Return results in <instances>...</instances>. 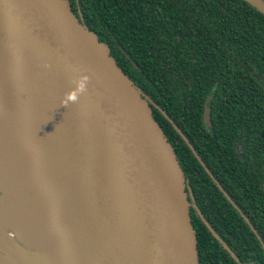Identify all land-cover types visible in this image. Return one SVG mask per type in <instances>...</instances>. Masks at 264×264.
<instances>
[{"label":"water","instance_id":"obj_1","mask_svg":"<svg viewBox=\"0 0 264 264\" xmlns=\"http://www.w3.org/2000/svg\"><path fill=\"white\" fill-rule=\"evenodd\" d=\"M245 1L264 14V0ZM150 104L264 249L185 134L123 70L80 9L73 11L67 0H0V138L18 134L33 142L48 217L40 253L0 237L6 264H199L191 204L242 264L190 200L174 147ZM208 114L205 107L207 123Z\"/></svg>","mask_w":264,"mask_h":264},{"label":"trees","instance_id":"obj_2","mask_svg":"<svg viewBox=\"0 0 264 264\" xmlns=\"http://www.w3.org/2000/svg\"><path fill=\"white\" fill-rule=\"evenodd\" d=\"M67 2L181 129L264 243V14L245 0ZM150 106L174 147L190 200L243 264H264L248 223ZM189 211L199 264H238L192 205Z\"/></svg>","mask_w":264,"mask_h":264},{"label":"bare ground","instance_id":"obj_3","mask_svg":"<svg viewBox=\"0 0 264 264\" xmlns=\"http://www.w3.org/2000/svg\"><path fill=\"white\" fill-rule=\"evenodd\" d=\"M2 137L0 190L7 193L0 192V237L6 238L10 245H20L27 252L40 253L48 220L43 203L46 194L44 171L33 142L18 134L6 133ZM0 264H6L1 247Z\"/></svg>","mask_w":264,"mask_h":264},{"label":"flooded vegetation","instance_id":"obj_4","mask_svg":"<svg viewBox=\"0 0 264 264\" xmlns=\"http://www.w3.org/2000/svg\"><path fill=\"white\" fill-rule=\"evenodd\" d=\"M217 186V185H216ZM222 186V185H221ZM218 187V186H217ZM219 188V187H218ZM223 188V187H222ZM220 189V188H219ZM221 190V189H220ZM222 191V190H221ZM222 193H223V191H222ZM224 194V193H223ZM228 194V193H227ZM229 195V194H228ZM224 196H225V194H224ZM230 196V195H229ZM225 198H226V196H225ZM227 199V198H226ZM232 199V198H231ZM228 200V199H227ZM233 200V199H232ZM229 201V200H228ZM234 201V200H233ZM230 202V201H229ZM235 202V201H234ZM231 203V202H230ZM236 203V202H235ZM232 204V203H231ZM237 204V203H236ZM192 205V204H191ZM190 205V206H191ZM192 207H193V205H192ZM234 207V206H233ZM194 208V207H193ZM235 208V207H234ZM240 208V207H239ZM195 209V208H194ZM236 209V208H235ZM237 210V209H236ZM238 211V210H237ZM195 212H196V209H195ZM239 212V211H238ZM240 214V213H239ZM241 215V214H240ZM250 227V226H249ZM255 234V233H254ZM256 235V234H255ZM237 256V255H236ZM239 260H240V258H238ZM236 261V260H235ZM237 262V261H236ZM240 262L242 263V261L240 260ZM238 263V262H237ZM239 264V263H238ZM243 264V263H242Z\"/></svg>","mask_w":264,"mask_h":264},{"label":"rangeland","instance_id":"obj_5","mask_svg":"<svg viewBox=\"0 0 264 264\" xmlns=\"http://www.w3.org/2000/svg\"><path fill=\"white\" fill-rule=\"evenodd\" d=\"M14 219H15V217H14ZM8 220H9V218H8ZM13 222H14V220H13ZM11 264H13V263H11Z\"/></svg>","mask_w":264,"mask_h":264}]
</instances>
